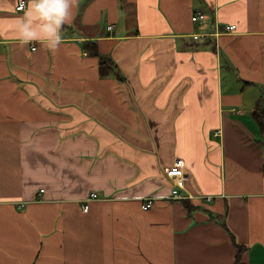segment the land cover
I'll use <instances>...</instances> for the list:
<instances>
[{
  "label": "crops",
  "instance_id": "1",
  "mask_svg": "<svg viewBox=\"0 0 264 264\" xmlns=\"http://www.w3.org/2000/svg\"><path fill=\"white\" fill-rule=\"evenodd\" d=\"M17 3L0 0V264H235L233 237L264 264V0H77L55 50L16 39Z\"/></svg>",
  "mask_w": 264,
  "mask_h": 264
},
{
  "label": "clouds",
  "instance_id": "2",
  "mask_svg": "<svg viewBox=\"0 0 264 264\" xmlns=\"http://www.w3.org/2000/svg\"><path fill=\"white\" fill-rule=\"evenodd\" d=\"M77 0H32L23 16L16 19V39L22 44L43 43L55 50L61 44L62 28L71 23Z\"/></svg>",
  "mask_w": 264,
  "mask_h": 264
},
{
  "label": "built area",
  "instance_id": "3",
  "mask_svg": "<svg viewBox=\"0 0 264 264\" xmlns=\"http://www.w3.org/2000/svg\"><path fill=\"white\" fill-rule=\"evenodd\" d=\"M27 5V0H18L17 6H16V10L17 11H21L24 10L26 8ZM205 18V14L201 11H197L195 12L192 17H191V22H201L202 20H204ZM113 26L108 25V29H112ZM236 29L235 25H229L226 26V30L227 31H233ZM194 39H198V35H193ZM192 37V38H193ZM32 51L36 50V47L32 46ZM165 175L168 179H170L172 181V188L170 191V195L173 196L174 198L177 199H184L187 197V195H183L182 191L185 188V184H186V180H187V174L184 171V167H183V163L180 159L175 158L173 160V162L169 165L168 168L165 169ZM44 189H40V193L43 192ZM88 198L90 199H97V194L92 192L89 194ZM207 201H210V198H206ZM88 201L89 199H87L85 201V204L82 207V211H87L88 209ZM153 204V199L152 198H148L146 199L141 207L143 210L149 209Z\"/></svg>",
  "mask_w": 264,
  "mask_h": 264
},
{
  "label": "trees",
  "instance_id": "4",
  "mask_svg": "<svg viewBox=\"0 0 264 264\" xmlns=\"http://www.w3.org/2000/svg\"><path fill=\"white\" fill-rule=\"evenodd\" d=\"M85 50L87 51V53L89 55H95L97 57H99V71H100V76L105 77L109 74L110 72V68L112 66V62L111 59L106 56L100 55L98 53V49L97 46L94 42H85L84 44ZM254 116L256 118V120L259 122L261 131H262V135L264 136V107L263 108H259V110H255L254 111ZM186 207H189L188 204H186ZM233 242L235 244L236 247V260H235V264H239L240 261V257L243 253V250L245 249V246H241L239 244H237L235 242V238L233 237Z\"/></svg>",
  "mask_w": 264,
  "mask_h": 264
}]
</instances>
